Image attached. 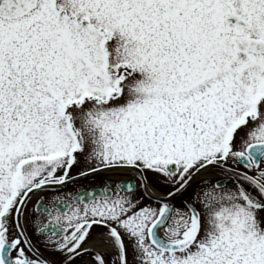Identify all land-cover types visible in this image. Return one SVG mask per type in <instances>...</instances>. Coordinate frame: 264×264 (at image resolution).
Instances as JSON below:
<instances>
[{"label": "snow or ice", "instance_id": "1", "mask_svg": "<svg viewBox=\"0 0 264 264\" xmlns=\"http://www.w3.org/2000/svg\"><path fill=\"white\" fill-rule=\"evenodd\" d=\"M0 264H264V0H0Z\"/></svg>", "mask_w": 264, "mask_h": 264}]
</instances>
